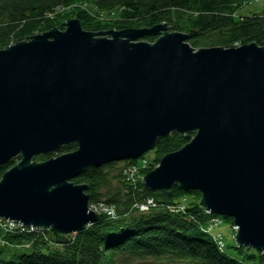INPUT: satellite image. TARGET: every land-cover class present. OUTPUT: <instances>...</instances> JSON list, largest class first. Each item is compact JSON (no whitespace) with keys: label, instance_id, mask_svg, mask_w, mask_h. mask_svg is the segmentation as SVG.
<instances>
[{"label":"water","instance_id":"1","mask_svg":"<svg viewBox=\"0 0 264 264\" xmlns=\"http://www.w3.org/2000/svg\"><path fill=\"white\" fill-rule=\"evenodd\" d=\"M60 25L0 49V168L19 158L0 177V220L64 242L99 218L73 179L175 133L186 144L142 186L198 192L206 212L233 220L236 247L264 253V47L194 50L192 33L166 24Z\"/></svg>","mask_w":264,"mask_h":264},{"label":"trees","instance_id":"2","mask_svg":"<svg viewBox=\"0 0 264 264\" xmlns=\"http://www.w3.org/2000/svg\"><path fill=\"white\" fill-rule=\"evenodd\" d=\"M252 1L0 0V49L29 39L42 25H59L63 16L55 18L58 24L46 17L77 2L89 4L96 12L118 14V19L110 20L111 24L83 19L80 27L88 32L97 33L98 27L145 29L166 24L174 32L192 33L187 43L194 50L228 49L251 43L264 47V19L235 17L242 5ZM153 40L152 37L141 39ZM185 144L183 136L172 133L156 140L150 150L161 160ZM75 150L76 146L70 144L55 153ZM52 156L33 160L42 162ZM16 160L18 162L19 158ZM17 162L2 166L0 177ZM116 164L88 169L71 181L86 187L88 206L103 203L114 210V219L100 216L95 223L61 243L55 242L44 229L31 231L16 226L6 232L7 224L0 220V264H264V253L248 248L234 245L236 256L225 252L223 242L220 245L213 234L206 232L218 216L206 212L200 199L185 210H178L182 198H198V192L183 191L177 185L160 191L146 190L142 184L131 189L122 172L115 177L119 181L117 187H113L111 180L115 178L110 172ZM125 164L134 166L135 161H125ZM149 199L153 206L146 213L138 212V206ZM218 218L233 225L231 218Z\"/></svg>","mask_w":264,"mask_h":264},{"label":"rangeland","instance_id":"3","mask_svg":"<svg viewBox=\"0 0 264 264\" xmlns=\"http://www.w3.org/2000/svg\"><path fill=\"white\" fill-rule=\"evenodd\" d=\"M57 16H63L62 20L60 21V24L67 22L68 20L71 19H75L77 20L79 23L80 21H82L83 19H87L88 21L92 22V23H100V24H111L113 22H110V20H116L118 19V14H112L111 12H96L95 10H93L91 8V6L89 4H82V3H74L66 8H59L58 10H55V12L52 14H49L47 18V20H50L52 22H54V24H58L55 23L56 21L55 18ZM235 17H261L264 19V0H254L248 4L242 5L235 14ZM120 19V18H119ZM57 25V26H49V25H42L40 27V29H38V31L35 34H41V33H45L50 31L52 28H62V25ZM52 27V28H51ZM125 29H130V28H103V27H98L96 30L98 31H120V30H125ZM157 38H154L153 42L156 40ZM141 41V40H139ZM141 42H146V43H150L152 44L153 42H147V41H141ZM13 45V44H12ZM62 154L65 153H53V156L51 158H55L57 156H60ZM17 159V158H16ZM14 159V162H17V160ZM34 159V158H33ZM33 162H36L34 160H32ZM45 161V160H44ZM160 158H158V155L154 154V151L149 150L148 152H146L144 155H142L140 158H138L137 160H135V165L132 167H130V165L125 164V162H119L117 163L113 169L110 172V176L115 178L118 174H120L121 172L123 173V171L128 172L124 178H125V182L127 184H129L131 189H134L135 187L139 186V184H142V178H143V174H146L150 171H152L154 168L157 167V165L159 164ZM43 162V161H42ZM36 163H39L36 162ZM128 169H131L132 171H128ZM127 170V171H126ZM128 179V181H127ZM118 179H112L111 180V185L113 187H117L118 185ZM129 182V183H128ZM200 196L197 198L196 197H185L182 198L179 201V205L178 206V210H185L186 208L190 207V205H194L196 203V201L199 202ZM148 201V200H147ZM152 204H150L149 207L153 206V201H151ZM148 207V208H149ZM93 213H95L96 215L100 216H105L108 219H114L116 217L115 212L110 213V211L104 212V210L99 209H95V210H90ZM138 212L140 213H146L147 212V208L146 209H140L138 208ZM107 213V214H106ZM213 223H211V228L208 227V229L206 230L207 233H211L213 234V236L215 237V239H219L221 242H223V245L225 246V252L228 255L231 256H236V252L234 251L233 247L235 245L234 242V236H235V228L233 225L230 224H226L224 223L221 219H219L218 217H215V219L212 221ZM8 230L13 229L14 227L9 225L7 226ZM149 264H155V263H149ZM156 264H166V263H156Z\"/></svg>","mask_w":264,"mask_h":264},{"label":"built area","instance_id":"4","mask_svg":"<svg viewBox=\"0 0 264 264\" xmlns=\"http://www.w3.org/2000/svg\"><path fill=\"white\" fill-rule=\"evenodd\" d=\"M130 167H132L133 168V166H130ZM127 171V170H126ZM128 171H132L131 169H128ZM128 172H125V171H123V177L127 174ZM125 179V178H124ZM127 181H128V179H127ZM129 183V182H128ZM130 184V183H129ZM152 200H148L147 202H146V204H143V205H139L138 206V208H139V210L140 209H146L147 208V210H148V207L150 206V204H152V202H151ZM89 207V210H95V209H101V210H104V212H107V211H110V213H113L114 214V210L112 209V208H108V207H105L104 206V204L103 203H98L97 205H91V206H88ZM107 214V213H106ZM6 222V226H4L6 229H7V231L6 232H8V231H12V230H14L15 229V227L17 226V227H20V228H23V227H21L20 225H18V224H15V223H13V222H8V221H5ZM9 225H11V226H13L14 228L13 229H11V230H8V227L7 226H9ZM23 229H25V228H23ZM29 230H31V231H33V230H36V229H29ZM216 241L221 245V241L219 240V239H216Z\"/></svg>","mask_w":264,"mask_h":264},{"label":"bare ground","instance_id":"5","mask_svg":"<svg viewBox=\"0 0 264 264\" xmlns=\"http://www.w3.org/2000/svg\"><path fill=\"white\" fill-rule=\"evenodd\" d=\"M235 230V229H234Z\"/></svg>","mask_w":264,"mask_h":264}]
</instances>
